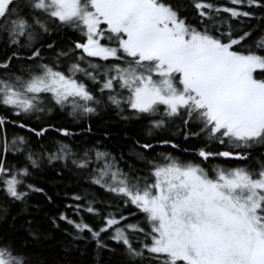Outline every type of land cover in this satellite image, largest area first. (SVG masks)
I'll return each mask as SVG.
<instances>
[{
  "label": "snow or ice",
  "instance_id": "1",
  "mask_svg": "<svg viewBox=\"0 0 264 264\" xmlns=\"http://www.w3.org/2000/svg\"><path fill=\"white\" fill-rule=\"evenodd\" d=\"M230 3L264 9V0ZM192 8L196 24L169 0H0V36L11 52L0 57V110L15 117L0 115V192L11 202L26 203L30 192H43L25 182L28 165L40 167L45 156L49 162L71 159L90 184L112 194L113 201L101 203L114 211L87 201L75 205L76 215L91 214L97 227L63 212L51 223L71 226L75 231L66 234L72 241L85 239L87 232L97 255L117 252L103 238L107 235L122 246L120 264H264V154L251 166H203L215 158L246 162L254 149L264 148V35L253 39L250 31L240 34L218 20L221 12L251 19L250 10L220 8L208 0H192ZM61 28L79 32L83 40L57 50L45 38ZM49 50L55 58L45 62ZM52 105L74 118L111 106L127 120V108L131 117L148 122L149 136L179 121L185 141L203 137L227 150L202 147L196 152L199 163L185 162L170 154L154 156L155 144L136 139L129 162L124 154L117 158L95 145L74 151L55 142L50 148L40 145L38 155L30 136L13 135L9 141V125L43 138L50 129L27 120ZM52 130L74 135L67 128ZM157 142L180 148L168 138ZM9 153L27 164L8 165ZM130 207L136 211L125 215L122 209ZM137 212L143 219L129 222ZM6 216L7 208L0 209V220ZM27 224L29 236L38 240V230ZM26 248L0 236V264H38Z\"/></svg>",
  "mask_w": 264,
  "mask_h": 264
},
{
  "label": "trees",
  "instance_id": "2",
  "mask_svg": "<svg viewBox=\"0 0 264 264\" xmlns=\"http://www.w3.org/2000/svg\"><path fill=\"white\" fill-rule=\"evenodd\" d=\"M175 4L182 16H187L189 22L196 24V14L192 8V0H169ZM215 6L223 7H237L242 11H252L253 18H240L231 19L228 13L221 12L218 20H227L234 28L239 29V33L243 31H250L252 38L255 39L264 35V9L252 8L246 6H236L230 3V0H208ZM226 28L227 25H224ZM47 42H54L56 49L66 48L73 41L83 40L79 32L71 29L61 28L59 31H53L49 37L45 38ZM106 43V41H105ZM248 44L252 43L250 39ZM5 52L8 55L11 52L6 48L4 38L0 36V57H3ZM27 53H22L26 55ZM76 55H79L77 51ZM46 58L45 62L55 58V53L51 50L44 52ZM92 63L101 65H109L113 61H103L99 58H87ZM85 66V65H82ZM65 68V64H61ZM66 70V69H65ZM79 75V74H78ZM85 80L90 88H94L91 81ZM4 110H0V115H6ZM9 119H15L10 114H7ZM124 116L130 118L125 120L121 118L118 111L111 106H101L98 108L97 113L94 115H84L79 117H72L68 114L67 110H61L59 106L52 105L51 111L42 113H35L27 120L30 126H44L50 131L43 138H36L31 136L25 130H21L12 125L8 126V138L11 141L13 135L30 136L33 151L38 155L40 152V145H45L50 148L53 143L69 144L73 147L74 151H79L81 147H89L95 145L101 151L111 153L112 156L119 158L121 154L132 162V158L128 157L129 150L133 147L132 141L139 139L141 142L150 140L156 145L155 152L170 154L179 158L182 161L200 162V158L196 155L198 149L207 147V150L216 152L227 150L226 145H220L216 142H208L203 137L184 140L181 134L183 129L177 126H169L164 130H152V135H148L149 125L146 120H138L130 116V110L125 108ZM39 117V119H37ZM55 128H67L74 135L63 137L58 132L52 130ZM91 128V132L86 131ZM193 130H197L193 126ZM159 138H168L173 143L180 145V148L173 149L170 145L158 144ZM184 149H188L187 152ZM264 154V148H257L253 150V156L249 161H225L223 158L210 159L203 164L207 168L209 164L220 165L222 167H236L252 165L255 159H258ZM6 163L11 166L20 167L27 162L22 156H13L11 153L7 155ZM40 167L32 168L28 165L30 175L25 178L26 183H31L35 187L42 188L43 192L35 193L30 192L26 198V203L11 202L2 192H0V209L7 208V216L5 219L0 220V236H7L9 239L16 242L18 246L23 247L27 245L26 253L38 264H120L123 259L119 254L122 246H118L114 241L108 240L107 235L103 238L110 247L116 248L117 252L110 254L107 250L101 251L97 255L95 242L91 241L87 232L82 235L85 239H78L72 241L71 236L66 232H74L75 230L66 223L57 220L59 227L54 226L51 221L57 218L61 212L65 213L70 218L79 221L83 217L86 223L91 224L93 227L98 226V218L93 217L91 214L81 210L80 215L77 216L75 212V205L81 204L82 206L87 201H94L93 206L106 211H114V208H107L101 201H113L115 198L112 194L106 193L97 185H92L86 178V172L76 168L71 163V159L58 160L49 162L47 157L40 159ZM93 167L95 165H92ZM142 167V165H137ZM120 167L123 168L124 164L121 161ZM127 169H125L126 171ZM74 195H81L85 197L82 201H74ZM50 198V199H49ZM125 215L129 211H136L134 208L122 209ZM16 217L15 221L12 217ZM143 219V215L137 212L135 217H130L129 222H136ZM28 221H31V227L38 230L40 237L38 240H33L29 236ZM147 264V261H145Z\"/></svg>",
  "mask_w": 264,
  "mask_h": 264
},
{
  "label": "rangeland",
  "instance_id": "3",
  "mask_svg": "<svg viewBox=\"0 0 264 264\" xmlns=\"http://www.w3.org/2000/svg\"><path fill=\"white\" fill-rule=\"evenodd\" d=\"M94 59H97V58H94ZM35 114V113H34ZM33 115V114H32ZM212 166H214L213 164H209L208 166H207V168H211ZM143 215V214H142ZM142 220V219H141Z\"/></svg>",
  "mask_w": 264,
  "mask_h": 264
}]
</instances>
